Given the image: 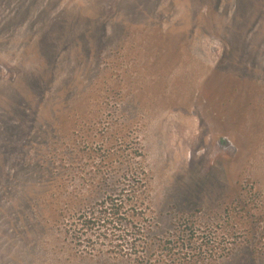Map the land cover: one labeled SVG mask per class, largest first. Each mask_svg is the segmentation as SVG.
Instances as JSON below:
<instances>
[{
  "label": "rangeland",
  "instance_id": "374dc122",
  "mask_svg": "<svg viewBox=\"0 0 264 264\" xmlns=\"http://www.w3.org/2000/svg\"><path fill=\"white\" fill-rule=\"evenodd\" d=\"M0 264H264V0H0Z\"/></svg>",
  "mask_w": 264,
  "mask_h": 264
},
{
  "label": "trees",
  "instance_id": "16d2710c",
  "mask_svg": "<svg viewBox=\"0 0 264 264\" xmlns=\"http://www.w3.org/2000/svg\"><path fill=\"white\" fill-rule=\"evenodd\" d=\"M91 180L94 182L93 179ZM96 183L104 190V197L99 201V209L82 221L78 214L79 206L76 207L72 195L65 192L67 188L65 179L58 181L56 185V189L60 192L59 195L57 194L58 200L65 198L61 203V216L64 217L65 226H67L66 233L70 238L78 239L80 228L83 227L90 230L93 228L113 229L122 219L128 221L129 226L132 227L136 221L146 218L145 213L149 206L143 167H129L128 172L118 179ZM93 184L90 183V186L97 187V184ZM126 210L127 214H125Z\"/></svg>",
  "mask_w": 264,
  "mask_h": 264
}]
</instances>
